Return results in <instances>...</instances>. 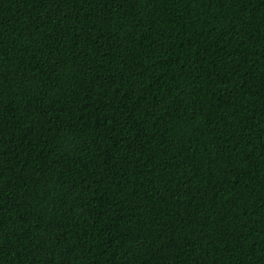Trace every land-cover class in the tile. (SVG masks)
Instances as JSON below:
<instances>
[{
  "label": "trees",
  "instance_id": "obj_1",
  "mask_svg": "<svg viewBox=\"0 0 264 264\" xmlns=\"http://www.w3.org/2000/svg\"><path fill=\"white\" fill-rule=\"evenodd\" d=\"M0 264H264V0H0Z\"/></svg>",
  "mask_w": 264,
  "mask_h": 264
}]
</instances>
